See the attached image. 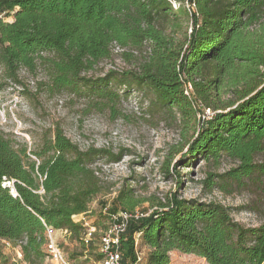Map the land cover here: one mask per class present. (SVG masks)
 Masks as SVG:
<instances>
[{"label":"trees","instance_id":"trees-1","mask_svg":"<svg viewBox=\"0 0 264 264\" xmlns=\"http://www.w3.org/2000/svg\"><path fill=\"white\" fill-rule=\"evenodd\" d=\"M0 9L16 10L13 22L0 17V93L21 85L23 70L43 67L51 92L85 97L110 107L115 117L134 94L147 100L149 113L177 110L185 122L198 116L200 101L214 114L198 119L172 168L173 155L165 157V174L179 180L180 166L204 162L206 189L254 188L253 207L264 203V159H257L264 153V0H0ZM115 42L136 65L90 74L113 55ZM127 153L82 149L60 124L45 134L41 148L29 151L0 129V260L7 259V240L24 242L28 264L42 262L48 228L71 232L83 244L84 226L74 216L89 214L92 201L106 192L96 164L119 163ZM225 159L234 164L220 171ZM137 203L135 189L124 184L110 210H135ZM145 213L122 235V264H170L173 251L209 264H264V221L246 226L220 201L176 191ZM96 240L83 245L100 261ZM140 247L147 252L139 261Z\"/></svg>","mask_w":264,"mask_h":264},{"label":"rangeland","instance_id":"rangeland-1","mask_svg":"<svg viewBox=\"0 0 264 264\" xmlns=\"http://www.w3.org/2000/svg\"><path fill=\"white\" fill-rule=\"evenodd\" d=\"M6 21L10 22L11 17L6 18ZM134 65L136 62H129L122 55L114 54L99 62L90 74L101 75L110 69L131 68ZM21 80V85L10 84L0 93V129L15 135L19 142L27 143L29 151L41 148L45 134L54 130L57 124L82 149L95 146L115 152L121 148L128 150L118 164H107L104 160L96 164L106 192L92 201L90 213L85 215L97 225L94 248L99 245L101 232L108 222L101 210V201L112 203L124 184L135 189L138 200L136 210L150 212L155 208L156 202H167L170 194L177 191L187 198L199 196L205 200L222 202L231 207L233 217L246 226H256L264 221V203L253 207L258 198L254 188L233 192L223 191L219 187L211 191L206 189L201 183L205 176L204 162H197L191 168L180 166L179 180L174 175L165 174V157L173 155L172 168L186 151L184 145L198 127L197 115L185 122L177 110L174 113L161 110L149 113L147 100L142 94H134L122 103L120 115L115 117L110 107L93 105L85 97L69 92H51L47 86L49 77L43 67H39L36 72L23 70ZM30 155L36 159L35 155ZM257 159L263 160L264 153ZM233 164L231 160L225 159L220 171ZM181 181L183 183L180 185ZM54 238L71 264H101V260H97L93 252L87 251L81 238L71 232L56 230ZM2 248L7 259L0 260V264H28L25 260L18 259L14 243L4 240ZM139 249L143 255L147 252L146 248ZM38 264L54 262L45 257ZM170 264L209 263L197 255L173 251Z\"/></svg>","mask_w":264,"mask_h":264},{"label":"built area","instance_id":"built-area-1","mask_svg":"<svg viewBox=\"0 0 264 264\" xmlns=\"http://www.w3.org/2000/svg\"><path fill=\"white\" fill-rule=\"evenodd\" d=\"M174 8H178V3L174 2ZM190 7V4H188ZM16 10L10 12L2 11L0 9V17L6 21V18L11 17V21H14V14ZM7 22V21H6ZM112 53L117 55H122L126 50L118 43H113L111 46ZM120 69V68H117ZM185 92L187 95H193V86L191 83L186 85ZM195 105L199 109L198 118L199 120H206L210 118L214 112L211 111L210 108H205V106L200 102L195 100ZM118 164V163H113ZM97 175L99 176V169L97 171ZM100 177V176H99ZM111 202L107 201L106 205L102 208V212L107 216L108 222L104 230L101 232L99 238V252L102 254L101 264H122V251H121V239L122 235L126 232L129 224L133 220H139L146 216L148 213L140 210H110ZM90 213V211H89ZM87 215V214H86ZM76 222H81L84 226L83 234H82V242L86 246H90L96 239L97 236V225L90 219H88L84 214L74 216ZM51 228H48L47 236L48 242L46 245V257L54 262V264H71L69 259L67 258L65 252L62 247L59 245L57 240L54 238V232ZM65 231V230H61ZM67 232V231H65ZM141 233L136 236V245L139 246L141 239ZM23 241H20L17 246V256L18 259L24 260V253L22 250ZM143 252H138V260H142Z\"/></svg>","mask_w":264,"mask_h":264}]
</instances>
